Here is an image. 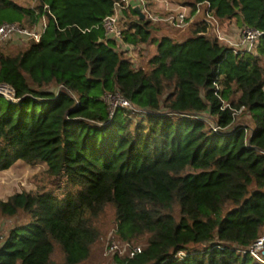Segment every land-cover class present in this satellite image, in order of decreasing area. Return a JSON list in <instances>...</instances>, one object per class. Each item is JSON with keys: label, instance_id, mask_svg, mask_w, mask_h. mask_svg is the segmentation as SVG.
Returning <instances> with one entry per match:
<instances>
[{"label": "trees", "instance_id": "1", "mask_svg": "<svg viewBox=\"0 0 264 264\" xmlns=\"http://www.w3.org/2000/svg\"><path fill=\"white\" fill-rule=\"evenodd\" d=\"M35 1L0 0V22L47 21L38 42L0 49V85L14 92L0 94V171L44 163L62 191L0 199V215H29L0 233V264H54L55 247L62 264H81L107 204L118 238L145 239L139 253L111 263L259 264L238 248L264 232V0H207L223 30L262 31L255 53L198 34L201 24L182 41L155 39L158 25L131 10L125 40L155 44L147 70L99 27L114 0ZM115 89L146 111L109 116L102 97ZM241 106L248 121L233 115Z\"/></svg>", "mask_w": 264, "mask_h": 264}, {"label": "built area", "instance_id": "2", "mask_svg": "<svg viewBox=\"0 0 264 264\" xmlns=\"http://www.w3.org/2000/svg\"><path fill=\"white\" fill-rule=\"evenodd\" d=\"M157 1L166 3L162 10L156 8L155 3ZM167 4L168 0H114L111 13L105 15L100 21L99 27L102 29L105 38L114 41L115 49L120 51L134 68L146 70L142 59L148 54L146 45L134 44L126 41L124 38L123 29L126 14L130 13L135 6L144 15V19L149 20L155 25H161L166 29L169 28L170 31H173L174 37L180 36L196 24H201L203 29L198 34L209 36L231 48L234 52L244 50L255 53V48L262 35V31L253 27H243L235 37L226 34L207 0L195 2L189 6L178 5L176 7H168L166 6ZM43 9L44 13L51 14L48 5H44ZM136 16L138 15L136 14ZM46 24L45 14L32 25L19 22H0V43L9 41H19L22 44L38 42ZM216 87L219 88V85H216ZM0 94L7 99H14V92L8 85H0ZM102 99L107 105L109 116H112L117 108H127L139 114L146 111L134 106L117 89L105 92ZM225 107H229V104L222 100V108ZM243 110L244 106L233 109V115L237 117ZM170 114L180 115L178 113ZM209 125L214 131L220 129L211 120H209ZM105 244L104 254L111 258L114 256L130 258L141 251V245L118 238L115 229L107 236ZM238 252L241 255L251 257L253 261L259 264H264V232L259 234L247 246L239 247ZM177 256L183 257L184 253L180 251L177 253ZM112 264L118 263L113 261Z\"/></svg>", "mask_w": 264, "mask_h": 264}, {"label": "rangeland", "instance_id": "3", "mask_svg": "<svg viewBox=\"0 0 264 264\" xmlns=\"http://www.w3.org/2000/svg\"><path fill=\"white\" fill-rule=\"evenodd\" d=\"M19 4L25 7H34L36 5L35 0H16ZM169 1V0H168ZM182 3V5H188L187 2L192 0H174ZM131 17H126L129 20ZM6 20H14L26 24V19L18 20L16 16L7 18ZM157 30L153 33L155 39H158L161 35H170L169 29L158 25ZM186 30L175 38L178 41H182L191 34V29ZM229 28V27H227ZM225 30V29H224ZM239 31V30H238ZM17 44V45H16ZM19 41H9L0 43V49L5 54H14L18 51ZM148 54L142 59L144 66L150 69V65L147 62L149 58L155 52V44L146 45ZM264 66V61H263ZM52 89H55L51 87ZM264 88V87H263ZM237 121L245 122L249 120V116L246 113H240L237 116ZM44 163L28 164L24 161H16L8 169L0 171V199L6 200L9 196L16 192H40V191H53L55 194H59L62 191V184L60 180L49 173H47ZM29 219V215L24 211H19L15 216H3L0 215V233L4 234L12 225L25 222ZM115 207L113 204H107L102 213L94 220V225L99 229L98 240L92 245L91 254L89 258L83 261L81 264H112L111 257L105 256V240L107 236L115 229ZM144 238L135 239L134 243L141 245L144 242ZM52 261L54 264L63 263V254L58 247H55Z\"/></svg>", "mask_w": 264, "mask_h": 264}, {"label": "crops", "instance_id": "4", "mask_svg": "<svg viewBox=\"0 0 264 264\" xmlns=\"http://www.w3.org/2000/svg\"><path fill=\"white\" fill-rule=\"evenodd\" d=\"M166 4V3H165ZM165 4H164V2H160V1H157L156 3H155V6H156V8L157 9H159V10H162L164 7H165ZM178 5H182V3H179V2H176V1H174V0H169L168 1V4L166 5V6H168V7H176V6H178ZM169 29V28H168ZM167 29V30H168ZM239 28L236 26V25H234V24H230L229 25V28H227V29H225V32L228 34V35H231V36H237L238 34H239ZM168 32H170V36H172L173 38H178V37H174L173 36V31H170V29H169V31ZM181 36V35H180Z\"/></svg>", "mask_w": 264, "mask_h": 264}, {"label": "water", "instance_id": "5", "mask_svg": "<svg viewBox=\"0 0 264 264\" xmlns=\"http://www.w3.org/2000/svg\"><path fill=\"white\" fill-rule=\"evenodd\" d=\"M133 11L138 15V17L143 20L144 19V15L140 12L139 8L137 6H135L133 8Z\"/></svg>", "mask_w": 264, "mask_h": 264}]
</instances>
